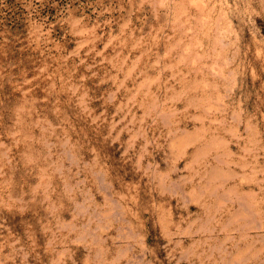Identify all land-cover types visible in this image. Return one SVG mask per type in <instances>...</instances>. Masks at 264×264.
<instances>
[{
	"label": "rangeland",
	"instance_id": "1",
	"mask_svg": "<svg viewBox=\"0 0 264 264\" xmlns=\"http://www.w3.org/2000/svg\"><path fill=\"white\" fill-rule=\"evenodd\" d=\"M0 264H264V0H0Z\"/></svg>",
	"mask_w": 264,
	"mask_h": 264
}]
</instances>
